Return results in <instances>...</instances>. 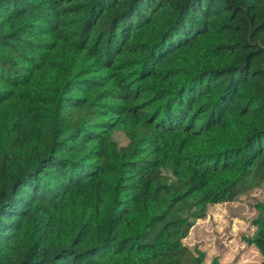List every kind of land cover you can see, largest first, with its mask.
<instances>
[{
	"label": "trees",
	"instance_id": "16d2710c",
	"mask_svg": "<svg viewBox=\"0 0 264 264\" xmlns=\"http://www.w3.org/2000/svg\"><path fill=\"white\" fill-rule=\"evenodd\" d=\"M263 181L264 0H0V264H205Z\"/></svg>",
	"mask_w": 264,
	"mask_h": 264
},
{
	"label": "rangeland",
	"instance_id": "374dc122",
	"mask_svg": "<svg viewBox=\"0 0 264 264\" xmlns=\"http://www.w3.org/2000/svg\"><path fill=\"white\" fill-rule=\"evenodd\" d=\"M114 138L121 147L128 144L122 132ZM260 204H264V181L260 186L238 190L233 202L210 206L206 218L195 223L184 244L192 251L203 252L205 264L214 259L223 264L261 263L259 251L245 242L255 231L253 221Z\"/></svg>",
	"mask_w": 264,
	"mask_h": 264
},
{
	"label": "crops",
	"instance_id": "0c3cea01",
	"mask_svg": "<svg viewBox=\"0 0 264 264\" xmlns=\"http://www.w3.org/2000/svg\"><path fill=\"white\" fill-rule=\"evenodd\" d=\"M253 247V246H252ZM222 263V262H221ZM223 264V263H222Z\"/></svg>",
	"mask_w": 264,
	"mask_h": 264
}]
</instances>
